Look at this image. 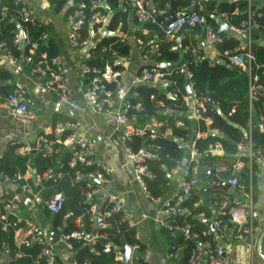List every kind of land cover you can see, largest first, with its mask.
I'll return each mask as SVG.
<instances>
[{
  "label": "trees",
  "instance_id": "1",
  "mask_svg": "<svg viewBox=\"0 0 264 264\" xmlns=\"http://www.w3.org/2000/svg\"><path fill=\"white\" fill-rule=\"evenodd\" d=\"M70 1L49 0L56 11L65 10L68 15L72 14L77 8L76 5H70ZM79 1H86L89 6L91 3V0ZM153 1L157 9H167L169 14L190 6L198 8L200 2L204 7L202 13L208 15L209 22L214 26L216 35L219 36V39L214 42L215 49L219 55L216 57L213 65H211L212 54L208 51L207 46L201 42V39L205 38L202 26L187 25L174 39H165L164 27L158 22L145 23L142 27L143 30H136L134 27L136 24L139 25V22L135 18H131L128 11H123V6L119 0H109L112 6L111 22L108 25L109 29L116 31L120 23H122V30H128L130 37L134 36L144 41L143 46L145 50L150 46V42L157 40L159 46L158 53L152 54L153 62L147 66L151 67L159 61H164L172 63L174 67L172 74L168 75L171 83L165 90L162 91L154 84L136 85L131 89V94L127 98L129 102L128 116L135 118L131 123L134 122V128L144 130V134L142 135L136 132L130 135L127 145L135 153L144 151V153L150 154L144 157V164L153 175L146 176L145 182L149 194L158 198L163 197L168 190L167 185L171 181L172 170L179 165L185 156L184 148L187 142H194L197 153L202 157L200 161L201 166L193 176L198 179L201 185H209L207 184L209 183L208 174L203 172V168L224 166L225 170L219 172L221 178L237 177L238 172L235 170V166L239 160L238 156L236 157L239 153L238 145L245 140L244 132L246 129L248 131V122L253 110L256 115L264 116V97L255 100L252 107L253 110H250L251 104L248 99L249 76L247 72L233 64L229 59L235 49L240 46L242 37L234 31L219 33L218 24L210 16L225 14L228 16L231 25L241 28L249 17V3L247 0ZM22 5L23 1L21 0H0V43H4L5 51L3 53L10 52L15 58L21 55L33 56V62H30L33 69L43 53H47V56L52 58L58 57L60 52L52 41L46 44V40L43 38L46 27L38 19L30 21L26 26L31 40L38 43L35 52L30 54V45H26L23 49L18 48L14 43L17 24L13 19L16 18V12ZM4 7L8 8L5 17H3ZM97 10L104 12L101 8ZM86 13L87 19L81 29L84 38L89 37L91 31L90 17L92 12L90 8L86 10ZM252 15L258 25L257 28L253 29L252 34L253 51L257 65L260 66L255 69V72L259 74L260 83L264 86V6L258 8L257 4L252 5ZM145 30H147V33H143ZM129 40L127 39L123 42L119 36H106L101 40L99 48H111L108 52H102L98 49L90 63L102 67L106 62L112 64L117 56H128L131 49ZM175 45L179 47L177 51L172 49ZM198 45H200L199 55L201 58H198V54L186 49L188 46L192 48ZM182 64H186L193 74L192 81L197 97L200 100H206L203 119L193 120L190 118L191 110L184 100L186 90L184 87L185 74L180 72ZM116 86V83L109 84V88L113 91L116 90ZM167 91H178L179 97L173 99L168 96V93H163ZM10 92L8 87H0V93L3 96L9 95ZM208 95H211L214 104L209 102ZM160 100L165 105H160ZM168 107L171 108L170 112H166ZM218 108L221 110V113L218 112ZM204 118H209L212 122L207 124ZM59 121L65 123L73 120L69 117L56 114L54 116V125ZM179 122H183V125H179ZM148 125H151L152 128H147ZM253 125L254 127L249 134L253 150L255 152L261 150L264 154V133L258 129L256 120L255 123L253 122ZM210 130H219L223 137L210 135ZM196 131L205 132L208 135L196 139ZM71 132V130H63L58 137L54 134L45 136L47 142H41V147L35 155L31 152L21 154L19 152L21 148L19 144H9L4 153L0 155V181H4L5 177H9L11 180L19 183L20 186L28 184L33 188L31 180H26L24 176L30 166L35 164L40 184L37 188L33 189L34 192L42 200H48L58 192L64 194V207L60 213H55L56 225L61 226L65 234H70L74 231L88 234L93 230L94 210L97 204L95 198L88 200V192L91 191V188L88 187V182L93 183V187L98 188L100 186L99 182L89 179L87 176L98 169V164L97 162L90 164L76 162L72 164L73 150L71 148L67 149L64 145V140ZM50 142H54V144L52 151L48 153L46 146ZM218 143L222 145L224 150L223 155L208 156L209 151L215 148V145ZM243 159L247 161L249 157L246 156ZM193 167L194 165L191 164L186 179H191ZM55 170H58V175L53 178L51 177V173ZM79 175L81 177L77 180ZM239 181L241 184H247L249 176L244 175L242 179L239 178ZM195 190L181 204L183 209L189 208L191 214L180 213L173 217L183 227L186 224H190L191 235L198 234L197 238L193 236L185 238L183 233H181L183 232L182 230H173L171 232L174 235L172 243L182 245L184 247V255L186 256L193 251L198 242L213 240L214 236L213 233L205 234L209 227L204 220L198 217L200 213H205L208 218L212 217L213 209L209 202L214 196L204 190H201L200 194L197 195L198 189ZM5 198L8 201L10 195L5 196ZM202 199L204 202L197 204ZM70 212L71 215L66 217ZM100 212L103 214L105 226L101 229L94 244H87L84 237L69 239L74 258L78 264H83L84 262H89L90 264H121L117 260L115 253L107 251L108 244L122 246L126 242L131 246L139 244V248H143V245L136 238V227L129 226L121 211H112V203L105 202L100 208ZM108 212L110 216L107 217L105 214ZM78 220L80 222H77ZM172 224L175 223L173 222ZM1 225L0 223V248H2L3 244H8L12 255H15L19 251L24 254L23 257L14 260L11 264L48 263L46 258L41 254L45 247L44 242L34 243L31 246L23 245L20 249H17L14 246L13 230L4 231ZM185 260L186 258L183 259L182 263ZM140 263V260L133 262V264Z\"/></svg>",
  "mask_w": 264,
  "mask_h": 264
},
{
  "label": "crops",
  "instance_id": "2",
  "mask_svg": "<svg viewBox=\"0 0 264 264\" xmlns=\"http://www.w3.org/2000/svg\"><path fill=\"white\" fill-rule=\"evenodd\" d=\"M25 1L32 9L35 10L36 19H38L46 27V32L44 33V35L47 36L45 41L46 44H49V42L52 41L60 52L58 58L62 68L63 87L68 92L71 101L78 104V108H72L70 105L58 107V99L56 94L45 90L44 79L38 77L35 74L31 64L25 61L24 55L15 58L13 55L8 56V53H0V87H8L11 92H13L17 84H21L26 87L29 93V98L33 103V107L37 114L33 123L23 125L5 114L4 110L0 107V155L4 153L9 144H19L21 149L26 146L32 148V145H34L38 152L39 148L41 147V139L49 134H54L56 137H58L55 133V129L58 124L79 122L80 126L77 129V132L80 135H86L95 143V157L97 161L104 162L111 170V173L107 176V180L101 184L99 183V191H97L93 197L97 200L94 214L102 215V223L104 226L103 214L100 212V208L105 202H110L109 199L111 197L115 196L121 199L124 207L136 221V238L143 245V248H139V244H137L136 248L132 246L133 251L127 263L125 262L124 256L121 253L114 252L117 255V260H119L121 264H133V262L136 260H140V264H186L188 262V256L190 253L187 256L184 255V247L182 245H176L172 243V239L174 237V235L171 233L172 230L160 227L153 221V219L156 217L160 218V216L169 218L172 223H175L174 228H179L175 229V231H185L188 229L190 231V235L192 234L190 224H186L183 227L182 225L178 224L173 217L180 213H185L187 215L191 214L189 208L186 207L183 209V206L181 205L187 199L179 200L177 198V193L181 190L182 181L187 178V175L189 174L191 164L194 165L192 169V177L197 173L199 167L201 166L200 161L202 157L197 153L194 142L186 143L184 148L185 156L176 167L177 169L174 168L172 170L171 181L167 185L168 190L165 192L164 196L158 198L151 196L148 190H145L142 187L134 169V162L125 151V144L122 141L124 129L120 132L119 130H115L118 113L121 111L125 103L119 98H116L114 108L110 112H99L90 103L89 94L91 90V82L87 76L83 75L79 71L78 68L79 63L85 60V50L82 48L73 47L69 40V33L73 22L71 16L74 14V12L68 15L65 10L56 11L54 6L50 4L49 0ZM247 1L248 3L250 1L251 6L255 4H257L258 8L263 6V0ZM223 20H225L229 25V28L225 32L234 31L241 35L237 29L238 27L229 23L228 16ZM13 21H15L16 24L18 23L16 19H13ZM136 30H143V28L141 27L140 29ZM143 33H147V30H145ZM105 37L102 32H95V34L91 33V40L95 44H100L101 40ZM129 39V42L131 43V56L128 57L126 73L121 79V86L126 90L128 97L131 94V89L136 86L134 85L133 80L137 74L151 62H153V59L148 60L145 58V47L143 45H139L135 41L134 36L130 37ZM44 54L47 55V53H43L42 55ZM173 68L174 67L166 70L160 69L164 73V76L161 78L162 84L154 85L158 86V88H160L162 91L165 90V88L171 83L168 75L172 74ZM186 80L187 79L185 76L184 87ZM185 90L186 96H184V100L190 107V118L193 120L197 119L192 117V107L194 105V100L190 97L191 95L187 92L186 87ZM163 93H168V96L173 99H177L179 97L178 91H167ZM254 102L255 101H252V103H250V110H253L252 107ZM159 104L165 105V103L161 100L159 101ZM167 111L170 112L171 108L168 107L166 109V112ZM56 114L69 117L73 121H67L65 123L59 121L54 125V116ZM251 115L252 116L248 122L249 132L247 129L245 130V140L238 145L239 153L236 155V157L238 156L239 160L235 166V170L238 172V178L242 179L244 175L249 176L248 183H245L246 189H240L233 186L229 191H223L222 189H212L214 182L211 179L208 171L212 169L216 170L218 177L228 182L231 178H233H221L219 176V172L225 170L224 166L208 169L203 168V172L208 174L209 183H207L208 181L206 183L209 185L207 186L199 184V187L196 188L198 189L196 192L197 195L200 194L201 190H204L208 192V194H213L214 196L209 202L213 209L212 217H206L205 213L198 214V217L205 222L206 220L212 221L213 224L218 219H221L224 222L226 231L223 238H220L217 230L215 231V228L211 229L207 222L206 224L208 225L209 229L205 232V234L213 233L214 236L212 241H215L214 243L217 244L219 243L230 251L232 264H264V258L258 253L259 238L261 233L264 231V167L261 165L256 156L252 158L249 154V134L254 127L253 122L255 123L256 120L258 123V129L260 132L264 133V131H262L263 129L260 128V124L264 127V116L256 115L254 110ZM205 121L207 124L212 122L209 118H207ZM131 125L133 126L134 122ZM63 130L70 129L64 126L60 133ZM216 131V135L213 136L219 135L220 137H223L219 130ZM209 134L211 135V132H209ZM207 135L208 133L205 132H195L196 139L206 137ZM53 144L54 142H50L46 146L48 153L52 151ZM64 145L67 149L71 148L69 143H64ZM215 147L216 151H223L222 154L219 155L222 156L224 153L222 145L218 143L215 145ZM21 149H19L20 153ZM254 153L257 154L255 151ZM246 156L249 157V160L247 161L243 159ZM31 166L24 178L29 181L31 180L33 188L28 184L26 185L31 189L32 193H28L23 190L25 185L20 186L19 183H17L15 180H11L9 177H5L4 179L5 182L0 188V197L3 195L4 199H6L5 196L10 195V198H8L10 200L18 196L20 200L19 203L16 202L17 206L15 208L5 209L8 214V221L10 223L8 227L5 228L4 222L0 220L2 229L4 231H9L10 229L13 230L14 246L17 249H20L23 245L31 246L34 244L31 242L30 232L32 231V227L39 226L44 230L46 235L43 242L45 245H49L54 248L55 257L58 264H78L74 258L72 247L69 246V241L66 242L62 239V235L65 233H63L62 227L57 226L55 223L56 214L51 212L44 204H38L35 200L34 195L38 194H36L33 190L37 187L34 185L32 177L34 174L36 175L38 186L40 184V179L37 175V171L34 173ZM53 173L54 171L51 173V175ZM250 189L252 190L251 194L253 195L255 202L254 206L257 207V210L260 212V216L256 222L259 231L255 232L254 234V248L251 251H247V248L249 244L252 243L253 239L249 240L236 236V229L231 224L229 217L226 214L227 208L224 206L225 199L223 196L228 194L232 197H240L245 199L247 195L250 194ZM203 202L204 201L202 199V201L198 203ZM169 206L172 207V211L169 214H166L165 210ZM176 211L179 212L176 213ZM95 215L93 219V228L95 225ZM15 222H17L16 226L13 225ZM77 222H80V220ZM100 231L98 232L97 236L92 239H88V235H90L91 232L85 234L87 237H85L86 243L92 245L95 242V239L98 237ZM181 233H183L185 238H189L185 235V232ZM52 234L58 236L55 241H51ZM196 235L198 237V234H194L192 236L195 237ZM199 243L200 242H198L196 246ZM109 246L120 248L123 245L115 246L113 244H108L107 248H109ZM262 250L264 253V240ZM23 255L24 254L21 251L16 252L15 255H12L10 246L8 244H3L2 248H0V264H11L14 260L23 257ZM184 258H186V260L182 263ZM36 263L39 264L38 262Z\"/></svg>",
  "mask_w": 264,
  "mask_h": 264
},
{
  "label": "built area",
  "instance_id": "3",
  "mask_svg": "<svg viewBox=\"0 0 264 264\" xmlns=\"http://www.w3.org/2000/svg\"><path fill=\"white\" fill-rule=\"evenodd\" d=\"M23 1V5L19 10H17L14 19L21 24L23 29L22 33H19V29H17V33L14 37V43L18 46V48L23 49L26 45H30L29 48L30 54H33L38 46L36 41H32L29 33L26 29L27 24L30 21L36 19L35 10L32 9L29 4ZM123 6V11H128L131 18H135L139 22V26L143 27L145 23L148 22H157L158 17H164L166 20V24L164 27L165 31V39H174L178 33H180L185 26H196L200 25L204 29L205 38L202 39L204 44L207 46L208 51L212 54V60L210 62L213 65L216 57L219 55L218 51L215 49L214 42L219 39V36L216 35V31L214 26L209 22L208 15L203 14L204 11L203 5L199 2L198 8L192 7V10L180 9L175 13H168L167 9H157L156 4L153 0H119ZM250 4V1H249ZM77 8L74 11V14L71 16L73 20L72 26L69 33L70 44L75 48H82L85 50V60L80 62L78 65L79 71L87 76L91 82V90L89 94L90 103L92 106L99 112H110L114 108L115 99L119 98L122 100L125 105L118 113L116 129L123 131L122 141L125 144V151L134 162V169L137 174V177L142 185V187L147 190V185L145 182L146 176H152V172L149 168L144 164V157L150 154L144 153V151H140L139 153L133 152V150L127 145V141L130 139V135L134 132L142 135L144 134V130L140 128H134L131 122L135 118H130L128 116V94L126 90L121 86V79L126 73V64L128 61V57L131 56V49L128 56H117L114 62L111 64L110 62H106L104 66H98L90 63L94 54L97 52L99 48V43L95 44L91 40V33L95 34V32H102L104 27L108 28L109 23L111 22V14H112V6L109 3V0H91L90 6L86 1H78L76 4ZM90 8L92 12L90 17V25L91 31L90 36L84 38L81 32L82 26L86 22L87 13L86 10ZM101 8L104 10H97ZM7 7H4V15L6 16ZM212 16V15H210ZM222 19H226L227 15L221 14L219 15ZM77 19V20H76ZM122 23H120L118 29L113 32H117L114 36H119L121 41H125L130 38L129 31L122 30ZM161 25V24H160ZM247 25V26H246ZM137 26V25H136ZM135 26V27H136ZM134 27V28H135ZM257 22L253 19L252 15V6L250 4L249 8V17L247 22L243 23V27L237 28L241 33L243 40L241 41L240 46L235 49V51L229 57L230 61L240 67L243 71L247 72L249 76V100L250 103L259 99L260 97H264V86L260 83V76L257 72H255L256 68L260 66L257 65L256 57L253 51V29L257 28ZM109 29V28H108ZM111 31V30H109ZM110 36V35H107ZM105 37V36H104ZM43 38L46 40L47 36L43 35ZM135 41L139 45H144V41L141 38L135 37ZM150 46L145 50V58L152 59V54H157L159 50L158 41L154 40L149 43ZM111 47H102L100 50L102 52H108ZM178 46L175 45L172 47L173 50H178ZM187 50H191L193 53L198 54V58H201L199 55L200 45L196 47L190 48L186 47ZM4 43H0V53L4 52ZM115 54V51H114ZM8 56H11V53L8 52ZM25 61L30 63L33 62V56L25 55ZM88 60V61H87ZM35 74L44 79V88L48 92H53L56 94L58 99L57 104L58 107H62L65 105H70L72 108H78V104L71 101L70 96L66 89L63 87V74L62 68L60 65V60L58 57H48L46 54L42 55L39 59L37 65L33 68ZM180 72L185 74L186 79L189 82V86L191 88V98L194 100V105L192 107V117L197 119H203V111H205V101L203 99H199L194 90V83L192 81L193 74L187 68L186 64H182L180 66ZM164 73L157 67V64H154L151 67L146 66L142 69L135 79L133 80L134 85H142L146 83L152 84H162V77ZM186 80V81H187ZM116 83V90L113 91L109 88V84ZM264 105V101H263ZM0 107L4 110L5 114L9 117L13 118L17 122L28 125L33 123L36 119V111L33 107V103L29 98V93L26 87L21 84H17L15 86L13 92H11L7 96H3L0 93ZM207 120V118H204ZM179 125H183V122H179ZM66 126L72 132L70 135L64 140V143L72 144L71 149L73 150V160L72 164L76 162H84V163H93L97 162L98 169L88 174L89 179H94L100 184L107 180V176L111 173L109 167L102 161H97L96 159V147L95 143L88 138L86 135H80L77 132V129L80 126L79 122H67L66 124H58L55 129V133L57 136L60 134L62 128ZM147 128H152L151 125H148ZM260 128L263 129V125L260 124ZM251 130V129H250ZM217 132L216 130H211L210 132ZM42 141L47 142L46 137L41 139ZM249 154L250 157L256 156L260 161L261 165L264 167V154L261 150H257V154L254 153L253 145L251 139L249 138ZM21 149V148H20ZM216 149L213 148L210 151H214ZM21 153H29L32 151V148L26 146L22 148ZM177 169V168H176ZM80 175L77 177V180L80 179ZM5 181H0V188ZM229 183L233 187H238L240 189H246L245 184H241L238 177H233L229 180ZM199 181L197 178L192 179H184L181 184V190L177 193V198L179 200L187 199L192 195V192L199 187ZM88 187L91 188V191L88 192V200L93 198L99 188L93 187V183L88 182ZM23 190L32 193L31 189L25 185ZM249 195L245 199L240 197H232L231 195H224V206H226L227 215L231 224L236 229V236L239 238L252 240V243L249 244L247 251H251L254 247V234L259 231L257 226V219H259L260 212L257 210V207L254 206L255 202L253 199L252 190L250 189ZM35 200L38 204H44L51 212L60 213L64 207V194L62 192L56 193L52 198L48 200H42L39 195H34ZM20 198L16 196L13 199L6 201L1 195L0 197V220L4 222V227L7 228L9 225L8 214L5 209L15 208L16 202L19 203ZM110 203H112V211H121L124 215V218L128 221L129 226L135 227L136 221L132 217V215L127 211L124 207L121 199L117 197H111L109 199ZM202 201V200H200ZM199 201V202H200ZM199 204V203H197ZM166 214H169L172 211V207L169 206L165 210ZM204 214V213H202ZM71 213H68L66 217H69ZM107 217L110 216V213L105 214ZM153 221L158 224L162 228H166L169 230H175L179 228H174V224H172L171 220L166 217L160 216V218L156 217ZM13 225H17L15 222ZM215 231L217 230L220 238H223L226 231V226L221 219H218L214 222ZM105 226V224H104ZM103 226V227H104ZM185 235L191 237L190 231L186 229ZM45 232L44 230L37 226L32 227V231L30 232V239L33 243H40L45 240ZM86 237L81 231H74L70 234H63L62 239L66 242L69 241L70 238H82ZM197 237V235L195 236ZM87 238V237H86ZM215 241H205L200 242L193 251L190 252L188 256V262L186 264H232L230 251L227 250L224 246L219 243H214ZM95 243V242H94ZM93 243V244H94ZM69 246L72 245L69 243ZM110 247V246H109ZM137 245L134 246L136 248ZM41 254L46 258L48 264H58L55 257V250L52 246L45 245ZM84 264H89L85 262Z\"/></svg>",
  "mask_w": 264,
  "mask_h": 264
},
{
  "label": "water",
  "instance_id": "4",
  "mask_svg": "<svg viewBox=\"0 0 264 264\" xmlns=\"http://www.w3.org/2000/svg\"><path fill=\"white\" fill-rule=\"evenodd\" d=\"M77 2H78V0H71V1H70V5L74 6V5L77 4ZM262 4H263V6H264V0L262 1ZM188 9H189V10H192V7L188 8ZM212 18H213V19L216 21V23L218 24V32H219V33H223V32H225V31H227V29L229 28V25L227 24V22H226L225 20H223L221 17L216 16V15H212ZM76 20H77V19H76ZM157 22H158L159 24H161L162 26H165V24H166V20H165V18H164V17H161V16L157 18ZM17 27H18V29H19V33H22L23 29H22V27H21V24L17 23ZM140 28H141V26H139V25H137V26L135 27V29H140ZM102 34H103L104 36H107V35L114 36V35L117 34V32L109 31L107 27H104V28L102 29ZM201 42L204 44V41H203V40H201ZM157 67H158L159 69H161V70H166V69H171V68L173 67V64L170 63V62L159 61V62H157ZM185 87H186V89H187V92H188L189 94H191V88H190V86H189V82H188V80H187L186 83H185ZM208 100H209V102H210L211 104H214V100H213V98L211 97V95H208ZM218 112L221 113V110H220L219 108H218ZM211 135H216V133L213 131V132H211ZM69 146L71 147L72 144H70ZM36 152H37V150H36L35 146L32 145V151H31V153H32L33 155H35ZM222 152H223V151H221V150H219V151H218V150H217V151H216V150H214V151H210V152L208 153V156L220 155V154H222ZM31 168H32L33 172L36 173V171H37V170H36V166H35V165H32ZM216 172H217V171L214 170V169L208 171V173H209L211 179H212L213 182H214V184H213V186H212V189H213V190H216V189H222L223 191H229V190L231 189V187H232L231 184H230L228 181H226V180H222V179H220V178L218 177V175H217ZM57 175H58V170H55L54 173L51 175V177L54 178V177H56ZM32 179H33L34 185H35L36 187H38L37 177H36L35 174H34V176L32 177ZM212 189H211V190H212ZM177 212H179V211H176V213H177ZM206 222L208 223V225H209V227H210L211 229H214V226H213L212 221L206 220ZM102 227H103V223H102V215H100V214H96V215H95V225H94V228H93V231L91 232V234L88 235V239H92V238L96 237L97 234H98V232L100 231V229H101ZM57 238H58L57 235H55V234H52V235H51V241H55ZM263 240H264V231L261 233V236H260V238H259V242H258V253L264 258V253H263V250H262ZM107 251H108L109 253H114V252L121 253V254L124 256L125 262L127 263V262L129 261L130 257H131V254H132V251H133V247L130 246V245H128L127 243H124L123 246L120 247V248H115V247L111 246V247H109V248L107 249Z\"/></svg>",
  "mask_w": 264,
  "mask_h": 264
}]
</instances>
